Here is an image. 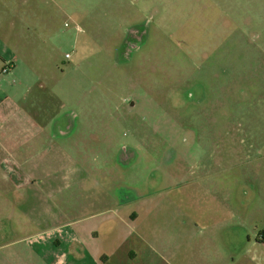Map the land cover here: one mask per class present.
I'll use <instances>...</instances> for the list:
<instances>
[{"label":"rangeland","instance_id":"rangeland-1","mask_svg":"<svg viewBox=\"0 0 264 264\" xmlns=\"http://www.w3.org/2000/svg\"><path fill=\"white\" fill-rule=\"evenodd\" d=\"M19 3L57 8L21 76L56 140V223L107 264H264V0Z\"/></svg>","mask_w":264,"mask_h":264},{"label":"crops","instance_id":"crops-1","mask_svg":"<svg viewBox=\"0 0 264 264\" xmlns=\"http://www.w3.org/2000/svg\"><path fill=\"white\" fill-rule=\"evenodd\" d=\"M19 1L0 0V264H107L95 230L71 218L56 223V140L39 117L45 103L34 94L42 90L24 89L21 76L35 75L36 44L48 45L57 8L46 7L47 19L38 21L36 8ZM242 191L247 198L250 190Z\"/></svg>","mask_w":264,"mask_h":264},{"label":"flooded vegetation","instance_id":"flooded-vegetation-1","mask_svg":"<svg viewBox=\"0 0 264 264\" xmlns=\"http://www.w3.org/2000/svg\"><path fill=\"white\" fill-rule=\"evenodd\" d=\"M140 33L138 31H135V34L133 35L134 39L138 42L140 41L141 37H140ZM128 48H131V49H136L137 48V44H133V43H129L128 44ZM133 105V104H132ZM157 147V146H156ZM128 152V148L126 149V153ZM216 160L214 159L213 160V165L212 167L209 165L206 169V180H202V184L203 183H206V185L209 187V189L213 192H215V189L217 188V186H219V183L218 184H215V174L217 172V170L219 171L221 169V165H217L215 164ZM218 164H220V161L218 160L217 161ZM227 167H230V166H227ZM226 168V166L224 167ZM244 184V183H243ZM198 186H200L198 183H197ZM216 185V186H215ZM203 186V185H202ZM201 187V186H200ZM227 202V201H226ZM234 234L232 232H228V235H227V239L230 240L232 238ZM258 244L264 246V232L260 235V237L258 238L257 240ZM150 247H152V245H150Z\"/></svg>","mask_w":264,"mask_h":264},{"label":"built area","instance_id":"built-area-1","mask_svg":"<svg viewBox=\"0 0 264 264\" xmlns=\"http://www.w3.org/2000/svg\"><path fill=\"white\" fill-rule=\"evenodd\" d=\"M5 72H7V70H5Z\"/></svg>","mask_w":264,"mask_h":264}]
</instances>
